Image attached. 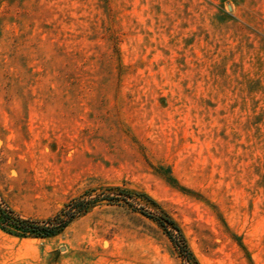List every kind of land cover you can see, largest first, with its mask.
Returning <instances> with one entry per match:
<instances>
[{
	"label": "rangeland",
	"instance_id": "obj_1",
	"mask_svg": "<svg viewBox=\"0 0 264 264\" xmlns=\"http://www.w3.org/2000/svg\"><path fill=\"white\" fill-rule=\"evenodd\" d=\"M0 208L67 222L0 264H264V0H0Z\"/></svg>",
	"mask_w": 264,
	"mask_h": 264
},
{
	"label": "trees",
	"instance_id": "obj_2",
	"mask_svg": "<svg viewBox=\"0 0 264 264\" xmlns=\"http://www.w3.org/2000/svg\"><path fill=\"white\" fill-rule=\"evenodd\" d=\"M151 199V198H149ZM156 203L154 200H152ZM82 202H78L74 205V209L78 211H82ZM74 211V210H73ZM165 219L177 227L176 222L165 214ZM163 226L164 223L161 222ZM67 222H64L60 225H51V224H40L36 223L28 218H21L18 216H14L10 213H7L4 209L0 208V227L5 231L18 236H34V237H50L58 234L65 226ZM189 255V260L191 264L195 263V257L189 249H186Z\"/></svg>",
	"mask_w": 264,
	"mask_h": 264
}]
</instances>
